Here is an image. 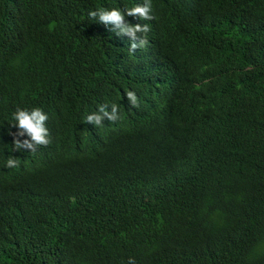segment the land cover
Instances as JSON below:
<instances>
[{
    "label": "trees",
    "instance_id": "obj_1",
    "mask_svg": "<svg viewBox=\"0 0 264 264\" xmlns=\"http://www.w3.org/2000/svg\"><path fill=\"white\" fill-rule=\"evenodd\" d=\"M145 2L0 0V264H264V0H151L135 38L88 15Z\"/></svg>",
    "mask_w": 264,
    "mask_h": 264
},
{
    "label": "clouds",
    "instance_id": "obj_2",
    "mask_svg": "<svg viewBox=\"0 0 264 264\" xmlns=\"http://www.w3.org/2000/svg\"><path fill=\"white\" fill-rule=\"evenodd\" d=\"M152 13V4L151 0H146L143 6L135 5L130 8H125L123 10L118 8H101L97 10L90 11L88 15L96 19L98 17L99 22L107 26L108 24H114L117 27H120L123 32L128 33L133 38L137 32L148 33L150 27L148 24L137 23L134 26H124V16H138L140 20H152L154 17ZM146 39V38H145ZM143 44L144 41H141ZM131 48L134 50L136 48L135 44L131 45ZM126 97L131 101V107H139V101L136 93L134 91H127ZM144 109L152 107L148 103H141ZM111 109V111H109ZM13 120L15 121L12 124L13 127L18 129L15 133H10L13 135V146L15 151L28 150L31 152H36L38 146H47L50 143L49 137L51 132L46 127V121L48 120V115L40 107H34L32 109L27 108H16L12 115ZM119 115V106L116 103H112L110 106L108 104H102L99 108H96V111L86 116V122L94 126H104L103 121L107 119L109 122H116L120 119ZM151 123H153L151 121ZM27 134V137L23 140L20 137H24ZM104 136V135H102ZM79 162V161H74ZM7 168H16L18 167V160L15 158H8L6 161ZM36 197V196H35ZM34 198L28 199L22 207L30 211L32 218L42 220L35 213ZM128 264H135L133 258H129Z\"/></svg>",
    "mask_w": 264,
    "mask_h": 264
}]
</instances>
